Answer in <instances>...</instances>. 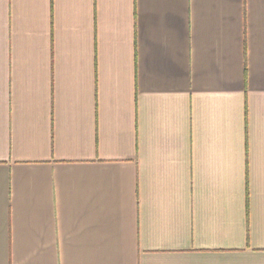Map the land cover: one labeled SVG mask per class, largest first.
I'll list each match as a JSON object with an SVG mask.
<instances>
[{
    "label": "crops",
    "instance_id": "crops-1",
    "mask_svg": "<svg viewBox=\"0 0 264 264\" xmlns=\"http://www.w3.org/2000/svg\"><path fill=\"white\" fill-rule=\"evenodd\" d=\"M0 264H264V0H0Z\"/></svg>",
    "mask_w": 264,
    "mask_h": 264
}]
</instances>
